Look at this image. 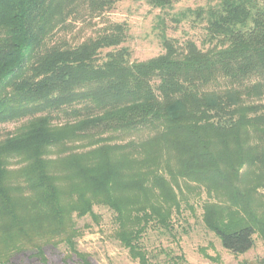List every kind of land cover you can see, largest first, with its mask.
Returning a JSON list of instances; mask_svg holds the SVG:
<instances>
[{
  "label": "trees",
  "instance_id": "16d2710c",
  "mask_svg": "<svg viewBox=\"0 0 264 264\" xmlns=\"http://www.w3.org/2000/svg\"><path fill=\"white\" fill-rule=\"evenodd\" d=\"M117 1L0 0V128L25 122L0 138V264L30 250L49 264L44 243L89 264L75 217L95 206L115 213L131 258L153 264L144 239L150 228L175 229L181 180L206 190L203 221L225 249L243 254L257 232L264 238L252 196L264 186V104L243 97L264 90V0L185 10L145 0L159 10L164 48L147 61L131 59L123 23L78 43L55 40L73 17ZM192 16L204 22L201 45L189 32L168 34Z\"/></svg>",
  "mask_w": 264,
  "mask_h": 264
},
{
  "label": "rangeland",
  "instance_id": "374dc122",
  "mask_svg": "<svg viewBox=\"0 0 264 264\" xmlns=\"http://www.w3.org/2000/svg\"><path fill=\"white\" fill-rule=\"evenodd\" d=\"M207 3L213 1L179 0L176 10L195 9L207 6ZM158 13L159 10L151 7L145 0H119L113 8L100 16H91L85 12L81 16L73 17L55 40L78 43L97 35L111 23H123L127 27L128 39L125 45L131 49V59L147 61L164 51L158 37V29L155 28ZM193 18L194 16L181 22L176 31L168 29V34L184 38L186 32H189L201 45L206 34L204 22L194 23ZM255 81L252 79L247 83L252 85ZM221 85L226 87L224 80ZM243 97L246 103L264 104V90L262 95ZM23 123L25 122L3 124L0 128V138L15 134ZM149 132L145 129L132 135L115 133L111 142L126 143L131 139L139 140L147 137ZM253 140L255 143L259 139L254 136ZM18 166L13 162L10 167L15 170ZM177 193L181 209L173 214V232L150 228L144 239L147 249L154 256L151 258L153 264H259L264 258V238L259 232L254 235V246L246 253L234 254L223 247L220 238L203 221V204L210 199L203 187L191 180H181ZM252 196L257 214L261 216L264 212V186H259ZM94 213L82 218L75 217L82 233L78 237V249L87 254L89 264H140L131 258L128 249L115 237V213L104 206H95ZM44 250L49 264H85L78 256L72 255L63 243H44ZM33 251L15 254L10 264H43L33 255Z\"/></svg>",
  "mask_w": 264,
  "mask_h": 264
}]
</instances>
